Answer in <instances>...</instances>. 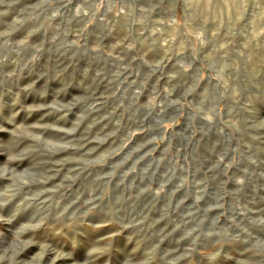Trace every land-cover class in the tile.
Segmentation results:
<instances>
[{"label":"rangeland","instance_id":"rangeland-1","mask_svg":"<svg viewBox=\"0 0 264 264\" xmlns=\"http://www.w3.org/2000/svg\"><path fill=\"white\" fill-rule=\"evenodd\" d=\"M0 264H264V0H0Z\"/></svg>","mask_w":264,"mask_h":264}]
</instances>
